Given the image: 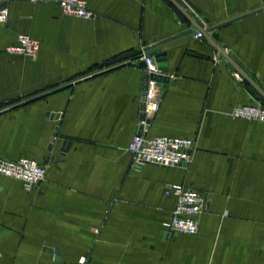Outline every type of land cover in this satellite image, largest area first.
<instances>
[{
  "label": "crops",
  "instance_id": "obj_1",
  "mask_svg": "<svg viewBox=\"0 0 264 264\" xmlns=\"http://www.w3.org/2000/svg\"><path fill=\"white\" fill-rule=\"evenodd\" d=\"M85 1L93 20L0 0L9 11L0 24V158L47 169L31 191L0 174V264H264V122L231 116L264 106L260 95L169 0ZM177 1L264 91V0ZM20 34L40 43L36 57L8 53ZM154 49L166 53L171 82L156 83L161 101L146 135L193 139L185 167H136L128 152L141 125L142 55ZM175 184L207 195L196 235H166Z\"/></svg>",
  "mask_w": 264,
  "mask_h": 264
},
{
  "label": "built area",
  "instance_id": "obj_2",
  "mask_svg": "<svg viewBox=\"0 0 264 264\" xmlns=\"http://www.w3.org/2000/svg\"><path fill=\"white\" fill-rule=\"evenodd\" d=\"M32 4L51 3L57 5L62 14L67 17L83 20L95 19V13L91 11L85 0H29ZM9 22L7 7L0 9V24ZM195 38H203L202 33L197 32ZM40 43L30 35L20 34L17 44L8 49V53L34 58L38 55ZM150 52H144L142 60L145 70L149 73H161ZM161 95L157 93L155 82L149 83L146 97V115L150 119L159 109ZM231 116L235 118L264 122V106L262 104L235 107ZM195 142L175 136H161L150 138L146 135H135L131 141L128 152L136 167L155 165L166 168L185 167L192 161ZM0 174L24 183L29 191L45 181L47 169L40 162L21 157L16 160L0 158ZM166 195L175 197L176 206L172 211L170 221L165 225L166 235H196L199 231L198 217L205 211L207 195L193 190L184 185L175 184L166 189ZM75 264H87L86 257H81Z\"/></svg>",
  "mask_w": 264,
  "mask_h": 264
},
{
  "label": "water",
  "instance_id": "obj_3",
  "mask_svg": "<svg viewBox=\"0 0 264 264\" xmlns=\"http://www.w3.org/2000/svg\"><path fill=\"white\" fill-rule=\"evenodd\" d=\"M169 1L184 15V17H186L197 28L198 32L202 33L203 37H205L208 40V42L217 50L218 57L222 56L223 58H225L245 78V80L253 87L255 92L258 95H260L261 100L264 101V91L261 90L259 88V86H257L248 77V75H246V73H244V71L229 57V55H227V53L212 39L211 34L208 33V31L204 30L202 27H200L194 21V19L189 15V13L179 4V2L177 0H169ZM149 56L156 58L158 68H159L161 73L155 74V73H149L148 71H144V73H143V87H142L143 93H142V101H141V105H140V122H141V125H140L139 131L137 133V135H139V136L143 135L145 131L149 130L151 123H152L151 119L147 118V115H146V97H147V91L149 88V83L155 82V83L163 84V88L166 89L167 86L169 85V83L171 82L170 76L166 75V73H168V71H169L167 59H166V53H160V49H154V50L150 51ZM122 64L123 63H119L117 65L105 67V68L100 69L94 73H91L90 75H87L83 78H87L90 76L96 77V76L102 75L106 72H109L113 69H116L117 67L121 66ZM141 66L143 68H145V63L142 62ZM72 85H73V82H68V83L58 85L57 87H55L53 89L41 92V93L34 95L32 97H29V98L23 99L19 102L8 105L6 107V109H15V108L21 107L25 104H29L31 102L46 98L50 95V93L59 92L63 89L71 87ZM47 116H49V118L51 120H54V119L57 120L59 118V114H54L51 112H48ZM57 130H58V127L55 128V132L53 133V137H55L57 135ZM51 146H52V144L49 145V149L51 148Z\"/></svg>",
  "mask_w": 264,
  "mask_h": 264
}]
</instances>
